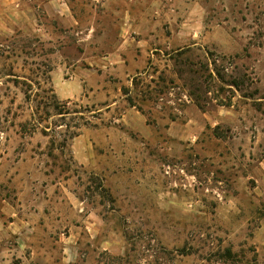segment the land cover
I'll return each instance as SVG.
<instances>
[{"label":"rangeland","instance_id":"1","mask_svg":"<svg viewBox=\"0 0 264 264\" xmlns=\"http://www.w3.org/2000/svg\"><path fill=\"white\" fill-rule=\"evenodd\" d=\"M262 181L264 0H0V264H264Z\"/></svg>","mask_w":264,"mask_h":264},{"label":"trees","instance_id":"2","mask_svg":"<svg viewBox=\"0 0 264 264\" xmlns=\"http://www.w3.org/2000/svg\"><path fill=\"white\" fill-rule=\"evenodd\" d=\"M187 50L185 52L179 53L178 57L175 59V70L179 76V78L183 81V85L184 87H187L188 91L187 94L188 96L191 97V99H193L196 103H200V95L198 96V93L196 92V90H199L198 88H200L203 91V86L204 83L206 81V79H208V77H211V73L208 74H204L205 72L208 71V65L201 61H196L194 59H192V57L189 55H184L186 54ZM182 56V57H180ZM217 74L222 78V79H226L224 78V76L220 73V71L217 70ZM228 84L230 85H234L235 87H240L239 82L236 79H231V80H225ZM134 84L136 85V77L133 80ZM202 83V86H199V84ZM204 91L207 92L206 87L204 88ZM53 92V91H52ZM141 93H143L141 91ZM54 96H52L53 98V105L54 108L59 110V113H62V109L59 108L60 105L58 104V100L55 96V94L53 93ZM136 97H132V96H128L127 99L129 101V106L130 107H135L137 108L139 111H141L142 113L145 112L144 108H143V103L145 102V99L143 96H141L140 98ZM199 101V102H198ZM145 114V113H144ZM89 121L85 122V124H87ZM80 133L78 131L73 133V137L78 136Z\"/></svg>","mask_w":264,"mask_h":264},{"label":"crops","instance_id":"3","mask_svg":"<svg viewBox=\"0 0 264 264\" xmlns=\"http://www.w3.org/2000/svg\"><path fill=\"white\" fill-rule=\"evenodd\" d=\"M81 74L78 75L77 71H75V76L73 77L75 79V81H78L79 83L83 84L84 82H87L86 80V77L84 76H80ZM65 80H70V79H65L62 77V82L65 81ZM57 92V90H56ZM135 107H133V111L131 113H133L135 115L134 119L136 118V114H135V111L136 113H139V110H134ZM143 115V114H142ZM141 114H138L137 116L139 117V119L141 120V122H144L145 123V120L143 118ZM262 183H264V181H262ZM264 186V184H263ZM257 235L261 236V235H264V223H262L261 225H259L257 227ZM264 237V236H262ZM262 240H259L262 244H264V238H261Z\"/></svg>","mask_w":264,"mask_h":264}]
</instances>
